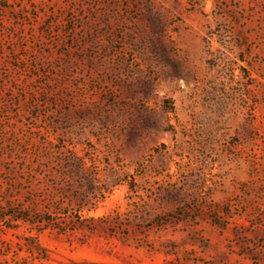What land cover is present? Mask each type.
<instances>
[{
  "label": "rangeland",
  "instance_id": "1",
  "mask_svg": "<svg viewBox=\"0 0 264 264\" xmlns=\"http://www.w3.org/2000/svg\"><path fill=\"white\" fill-rule=\"evenodd\" d=\"M0 264H264V0H0Z\"/></svg>",
  "mask_w": 264,
  "mask_h": 264
},
{
  "label": "trees",
  "instance_id": "2",
  "mask_svg": "<svg viewBox=\"0 0 264 264\" xmlns=\"http://www.w3.org/2000/svg\"><path fill=\"white\" fill-rule=\"evenodd\" d=\"M89 219H91V218H89ZM43 221H45V220H43ZM48 221H49V224H54L55 223V220L50 222V219H49Z\"/></svg>",
  "mask_w": 264,
  "mask_h": 264
}]
</instances>
